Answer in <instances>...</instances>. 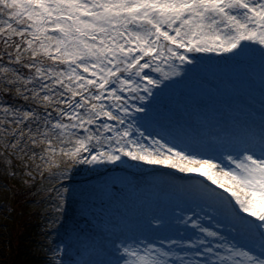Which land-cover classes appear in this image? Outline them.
<instances>
[{"label":"snow or ice","instance_id":"1","mask_svg":"<svg viewBox=\"0 0 264 264\" xmlns=\"http://www.w3.org/2000/svg\"><path fill=\"white\" fill-rule=\"evenodd\" d=\"M0 44L24 102L0 99L4 153L70 165L48 175L45 264H264V0H0ZM205 68L245 71L258 112L210 129L204 98L170 97ZM81 168L132 179L76 187Z\"/></svg>","mask_w":264,"mask_h":264},{"label":"rangeland","instance_id":"2","mask_svg":"<svg viewBox=\"0 0 264 264\" xmlns=\"http://www.w3.org/2000/svg\"><path fill=\"white\" fill-rule=\"evenodd\" d=\"M2 48L3 47L0 45V49ZM253 67H255L257 71L260 70L258 62L255 63ZM228 82L231 83L233 91H229L226 88V83ZM1 92L2 94L7 93L4 90L3 84H0V99L5 101L1 96ZM9 92L15 95L14 90ZM170 97L174 100L182 101L188 106L192 104L194 99L204 98L208 104V111L214 117L210 121L209 126L215 124V117L224 115L225 109L229 104L238 107L253 106L259 108L261 102L258 86L249 88L245 71H218L209 68L192 73L189 79L174 86L170 91ZM5 102L11 104L10 102ZM23 103V101L17 98V102L13 104L19 106ZM0 153H4L2 146H0ZM4 155L8 156V159H4L0 156V238H4L5 240L9 238V226L13 219V213L10 208H13L15 203L24 198L21 205L27 203L29 208H34L35 205H40V207L47 205L46 210H50L49 204L51 194L48 192V188L51 186L48 187L47 185L52 180L48 179L49 172L56 171V165H60L61 167H70V165L64 163L59 156L52 158L53 163L45 165L38 159L31 160L25 157V162L22 163L21 159L17 156L13 159V155L9 157L10 153H4ZM25 163L28 167H25ZM37 164L41 165L40 170L35 168ZM41 172H43V176ZM92 173L93 172H89L87 168H81L75 175L74 186L79 187L81 185L96 184L108 175H113L122 185L132 179V177L126 176L130 175L128 171H123L120 168H109L107 171L101 169L97 175L87 179L86 177ZM40 183L46 185L39 186L40 188H38V190H23L24 185L31 186L33 184L37 186V184ZM13 192H18V194H13ZM133 207L134 205L130 204L129 210L131 211ZM77 212V200L70 196L66 205L64 224L58 229L59 232H63L64 228L77 218ZM44 222V227H46V229H43L44 231L40 232V236L36 237L34 241V252L37 256L39 255L40 258H45L46 261L48 252L52 246V241L55 240V242L58 243L59 238L56 232L47 228L48 217L44 218Z\"/></svg>","mask_w":264,"mask_h":264},{"label":"trees","instance_id":"3","mask_svg":"<svg viewBox=\"0 0 264 264\" xmlns=\"http://www.w3.org/2000/svg\"><path fill=\"white\" fill-rule=\"evenodd\" d=\"M0 45L3 47L2 44ZM1 96L11 104L17 102L16 96L9 91L4 94L1 92ZM11 155L15 159L16 156L10 154L9 157H12ZM97 174L98 172L92 173L86 178L88 179ZM54 183L55 181L52 180L47 186H52ZM41 185L46 184L40 183L37 186L33 184L31 186L24 185L23 190L33 191L40 188L39 186ZM13 194H18V192H13ZM23 200H19L14 204L13 208H10L13 213V219L9 226V238L5 240L0 238V264H45V258H40L34 252V241L37 236H40V232L46 229L44 227V218L48 217L50 210H46L47 205L41 207L40 205H35L34 208H29L27 203L21 205Z\"/></svg>","mask_w":264,"mask_h":264},{"label":"bare ground","instance_id":"4","mask_svg":"<svg viewBox=\"0 0 264 264\" xmlns=\"http://www.w3.org/2000/svg\"><path fill=\"white\" fill-rule=\"evenodd\" d=\"M245 108H246V110H247V109H250L252 112H258V111H256V110H259L258 107H253V106H249V107H245ZM213 126H214V124H213L212 126H210V129H211Z\"/></svg>","mask_w":264,"mask_h":264}]
</instances>
